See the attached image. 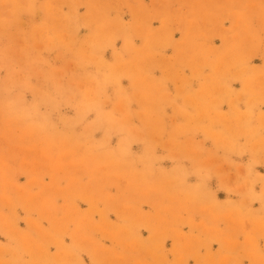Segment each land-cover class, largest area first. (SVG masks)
Masks as SVG:
<instances>
[{
	"label": "rangeland",
	"instance_id": "374dc122",
	"mask_svg": "<svg viewBox=\"0 0 264 264\" xmlns=\"http://www.w3.org/2000/svg\"><path fill=\"white\" fill-rule=\"evenodd\" d=\"M0 264H264V0H0Z\"/></svg>",
	"mask_w": 264,
	"mask_h": 264
}]
</instances>
